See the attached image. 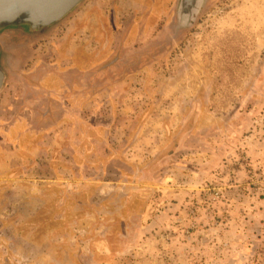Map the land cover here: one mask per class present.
<instances>
[{
	"label": "rangeland",
	"instance_id": "obj_1",
	"mask_svg": "<svg viewBox=\"0 0 264 264\" xmlns=\"http://www.w3.org/2000/svg\"><path fill=\"white\" fill-rule=\"evenodd\" d=\"M180 13L9 30L0 264H264V0Z\"/></svg>",
	"mask_w": 264,
	"mask_h": 264
},
{
	"label": "water",
	"instance_id": "obj_2",
	"mask_svg": "<svg viewBox=\"0 0 264 264\" xmlns=\"http://www.w3.org/2000/svg\"><path fill=\"white\" fill-rule=\"evenodd\" d=\"M84 0H0V35L9 30L37 32L50 28L70 13ZM195 0H183L184 10H191ZM0 66V91L4 85Z\"/></svg>",
	"mask_w": 264,
	"mask_h": 264
},
{
	"label": "flooded vegetation",
	"instance_id": "obj_3",
	"mask_svg": "<svg viewBox=\"0 0 264 264\" xmlns=\"http://www.w3.org/2000/svg\"><path fill=\"white\" fill-rule=\"evenodd\" d=\"M200 6V0H195V3H194V6L192 7L191 10H184V4H183V0H181V15L183 16H186V18L190 21L194 15L198 12V8ZM7 34V33H5ZM12 35H8V36H0V66H1V70L2 72L4 73L5 77H4V85L6 83V80L8 79V68L7 66L4 64V60L7 58L6 57V53L9 51V50H6V41L8 39H11L13 36H14V33L12 32L11 33ZM32 34V33H30ZM9 53V52H8ZM3 85V87H4Z\"/></svg>",
	"mask_w": 264,
	"mask_h": 264
},
{
	"label": "crops",
	"instance_id": "obj_4",
	"mask_svg": "<svg viewBox=\"0 0 264 264\" xmlns=\"http://www.w3.org/2000/svg\"><path fill=\"white\" fill-rule=\"evenodd\" d=\"M5 33H7V34H5ZM11 33H12L11 31H6V32H4L3 34H1L0 36H1V37H2V36H8L9 34L12 35ZM1 37H0V38H1Z\"/></svg>",
	"mask_w": 264,
	"mask_h": 264
}]
</instances>
